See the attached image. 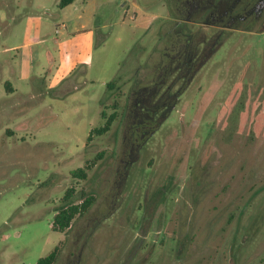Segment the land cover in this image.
I'll list each match as a JSON object with an SVG mask.
<instances>
[{"label": "rangeland", "instance_id": "obj_1", "mask_svg": "<svg viewBox=\"0 0 264 264\" xmlns=\"http://www.w3.org/2000/svg\"><path fill=\"white\" fill-rule=\"evenodd\" d=\"M56 1L0 0V62L32 75L14 96L0 76V264H37L56 248L55 264H264V33L176 29L169 0H84L87 30L57 35L79 10ZM29 13L48 19V65L4 52ZM185 32L203 55L168 114ZM62 65L73 73L54 89L46 72ZM158 84L167 95L149 102ZM114 113L110 131L92 133ZM90 197L54 231L58 211Z\"/></svg>", "mask_w": 264, "mask_h": 264}, {"label": "flooded vegetation", "instance_id": "obj_2", "mask_svg": "<svg viewBox=\"0 0 264 264\" xmlns=\"http://www.w3.org/2000/svg\"><path fill=\"white\" fill-rule=\"evenodd\" d=\"M169 1L171 6L169 5L168 9L177 11L176 13H179L181 16V18L176 21V29L186 31L191 30L192 27L197 25L200 27L199 29L206 27L220 30H242L246 32L264 33V0ZM178 40L182 43L184 49L183 53H178L176 56L177 58L173 59V62L184 59L182 62H177L176 66L178 69L177 73H179L178 78H180L183 77L185 73L191 74L197 71L195 67L196 63L200 55L203 54L198 53V48L194 45L192 33L185 32L184 37L179 35ZM202 42L206 43V41ZM154 114H158V111L154 112ZM257 222V218L248 221V228L250 231L255 228ZM239 225V230L237 229V231H240L241 227ZM250 231L247 230V233H250Z\"/></svg>", "mask_w": 264, "mask_h": 264}, {"label": "crops", "instance_id": "obj_3", "mask_svg": "<svg viewBox=\"0 0 264 264\" xmlns=\"http://www.w3.org/2000/svg\"><path fill=\"white\" fill-rule=\"evenodd\" d=\"M59 0L56 1V6L58 7ZM86 1L84 0H77L72 5L68 6L65 9H72L70 11L79 10L78 15L65 23L56 22L55 23V33L57 35H60L62 32V28L68 29L69 24L75 25L77 23H80L82 25L83 30H87L88 28V19L89 16L86 12ZM64 10V9H61ZM52 16V15H49ZM26 18H28L27 23L25 24L24 28L20 30V40L21 42L18 44H14L13 46H10L4 50L5 53L9 52H18L19 55H21V60L26 63L29 66L33 65L35 62H44L45 65H48L49 62L55 61L54 56L51 51H49V44L51 39L48 38V36L43 33V28L47 27L49 25L48 19L43 20L41 17L37 16V13H29ZM62 24V25H60ZM51 25V24H50ZM73 29L72 32H74ZM89 36H93V31H90ZM68 41H59L58 38L54 39V44L58 45L60 47H63ZM71 59V57H70ZM34 62V63H33ZM32 68V67H31ZM72 71L66 69L65 65L60 66L55 71L52 69L48 70L46 72V76L52 77L54 84L56 85L54 89L58 86V83L61 80H66L72 75ZM1 74L4 76L5 85L8 88L7 95L14 96L19 93V90L15 87L14 83L15 81H21L24 83H29L32 79L31 71L25 72V69H23L22 65H16L15 63L4 61V63L0 62V76ZM33 84L31 85L33 87V91L35 87L41 88L43 86V78L42 75L39 74L35 77V80L32 81ZM29 90V89H28ZM32 93V92H31ZM30 94V93H28Z\"/></svg>", "mask_w": 264, "mask_h": 264}, {"label": "trees", "instance_id": "obj_4", "mask_svg": "<svg viewBox=\"0 0 264 264\" xmlns=\"http://www.w3.org/2000/svg\"><path fill=\"white\" fill-rule=\"evenodd\" d=\"M77 0H59L58 3V8L59 9H65L68 6L72 5L73 3H75ZM183 74V73H182ZM186 74V73H185ZM190 77L188 76H183L180 78H177L178 80L176 81H182V88H180V90L175 94V102L173 105H168V114L170 113L171 110H173L175 104L177 103V101L179 100L180 95L182 94V91L185 90L187 88V86L190 84L191 79H189ZM119 78L109 82L107 84V88L108 90H115L118 87V83H119ZM163 86L164 84H158V88L157 91L154 90V92L149 93V102H152V100H156L158 103L160 101H162L166 95L167 92L161 93V91L163 90ZM147 90V88H144V92ZM159 107V106H158ZM149 111H146V113H151L153 112H157L159 111V109H157V107L152 108V110L149 108H146ZM151 111V112H150ZM167 114V116H168ZM103 117H106V114L103 113ZM152 118H154L153 116L150 118V121L153 120ZM116 119V114H112L110 117L107 118V121L105 123V125L101 128L98 129H94L93 130V134L96 133L97 135H103L105 133H107L108 131H110L111 127H112V123L114 122V120ZM150 125V124H148ZM147 125V126H148ZM151 127V126H148ZM156 129H153L152 131L155 132ZM151 131V133H153ZM91 135H89V140L91 139ZM74 177H78L80 179H85L86 177V171L82 168L74 171L73 173ZM74 192V190H69L67 195H66V199L71 197V194ZM92 197L86 199L82 204L80 205H67L65 207H63L60 211L57 212V214L54 217V222H53V229L54 231H67L71 228L72 226V222L74 220V218L78 215V214H83L84 212H86L90 205L93 202ZM58 258V249L56 248L54 251H52L49 255H47L46 257L40 258L37 262V264H55Z\"/></svg>", "mask_w": 264, "mask_h": 264}]
</instances>
